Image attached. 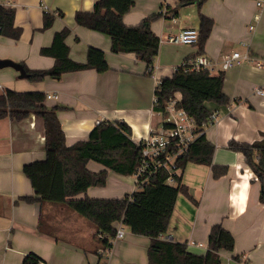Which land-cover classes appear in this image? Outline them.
<instances>
[{"label":"crops","instance_id":"1","mask_svg":"<svg viewBox=\"0 0 264 264\" xmlns=\"http://www.w3.org/2000/svg\"><path fill=\"white\" fill-rule=\"evenodd\" d=\"M95 2L0 0L1 5L14 9V24L21 28L18 38L0 34V59L19 62L29 69H49L54 57L42 55L40 49L51 44L55 32L68 27L65 42L71 59L85 61L87 47L94 46L104 51L109 67L101 73L77 70L63 73L59 79L46 77L41 81L19 78L16 70L5 67L0 69V93L9 88L50 95L45 103L57 107L66 145L86 139L100 121L127 123L131 139L137 144L151 127L160 125L161 116L153 109L157 80L171 76L198 50L196 44H175L167 38L182 28L198 29L199 13L212 18L213 27L199 55L210 61L211 74L223 72V92L230 102L223 106L208 104L216 119L203 127V134L215 146L212 163L226 166L227 171L214 178L209 165H186L181 182L187 192L178 194L168 229L161 238L184 242L190 252L204 254L212 225L221 223L233 234L235 243L232 251L219 252L220 264H264L260 184L244 155L228 147L230 140L251 144L264 138V95L255 93V88L264 87V7L256 6L255 0H204L200 7L196 1L135 0L123 15L126 25H137L159 11L163 14L151 23L159 38V50L149 74L146 64L134 54L112 53L108 35L75 23V12L89 11ZM178 3L173 22L166 8ZM46 14L55 19L49 28L42 29ZM234 51L248 52L253 61L243 60L223 70V58ZM179 97L176 94L177 100ZM44 157L45 134L40 117L30 114L20 121L0 119V264H21L28 253L41 259L38 264H148L149 238L134 234L123 223L113 224L121 225L124 235L115 240L107 257H101L95 227L85 218L61 206L19 199L37 198L22 168ZM87 168L99 171L104 166L90 160ZM134 189L133 175L109 171L105 186L90 187L77 197L120 198Z\"/></svg>","mask_w":264,"mask_h":264},{"label":"trees","instance_id":"2","mask_svg":"<svg viewBox=\"0 0 264 264\" xmlns=\"http://www.w3.org/2000/svg\"><path fill=\"white\" fill-rule=\"evenodd\" d=\"M135 0H96L89 11H76V24L104 33L110 37L112 53H132L144 62L147 68L152 64L159 50V38L152 31L151 23L161 15V11L144 18L137 25H126L123 15L134 5ZM196 1L200 7L204 0ZM166 8L169 16L177 17V8ZM61 15V13H60ZM197 53L188 56L177 66L171 76L162 77L155 86L153 97L155 111L163 112L167 102L180 97L177 105L194 118L197 126L211 110L208 104L227 105L229 97L223 92L224 74L216 75L207 70H188L189 61L204 52L205 42L213 27L212 18L199 13ZM55 19L52 14L43 18L42 29L51 26ZM70 29L63 28L54 33L51 44L40 49L42 55L54 57L49 69H29L25 65L29 81H41L46 77L59 79L63 73L93 69L99 73L109 69L104 51L88 46L85 61L79 62L69 57V47L65 39ZM21 28L14 24V9L0 4V34L18 38ZM187 69V70H186ZM151 71H148L150 74ZM46 94L42 91H15L9 88L0 93V119L10 118L20 121L30 114L43 120L45 134V157L23 165V173L29 179L37 198L22 196L26 202L39 201L61 206L85 218L95 227V238L100 247L110 246L108 237L114 236V223L121 222L131 232L149 238L147 247L148 264H220L221 250L232 251L234 236L221 223L212 225L204 254L187 250L186 243L163 239L167 231L175 202L179 193L187 188L181 182V173L188 163L204 164L211 167L214 178L227 171L224 165L212 163L215 146L202 133L176 161L180 174L175 175L176 184L166 183L167 172L158 169L148 176L141 188L126 193L120 198L77 197L90 187L105 186L109 171L120 175H132L139 164L140 144L131 139V128L123 121H100L89 132L88 137L72 145H66L64 132L56 115L57 107H48ZM229 149L244 155L245 163L259 181L258 200L264 204V138L251 144L230 140ZM92 160L104 166L99 171H91L87 163ZM42 229V224L39 223ZM102 257V256H101ZM237 260V257H235ZM41 259L28 253L21 264H38Z\"/></svg>","mask_w":264,"mask_h":264},{"label":"built area","instance_id":"3","mask_svg":"<svg viewBox=\"0 0 264 264\" xmlns=\"http://www.w3.org/2000/svg\"><path fill=\"white\" fill-rule=\"evenodd\" d=\"M255 4L258 7H264V0H255ZM171 20L174 22L176 16H172ZM249 28H252V26ZM167 40L175 44L194 45L198 40V29L190 27L182 28L176 35L169 36ZM243 60L253 61L248 52L241 54L239 51H234L223 58L221 67L223 70H226L240 64ZM257 64L260 66L261 62L257 61ZM188 67V70L194 71L212 70L210 61L203 55H198L193 60H190ZM147 69L148 71H152L150 67ZM159 81L157 80L156 86L159 84ZM255 93L264 95V87L255 88ZM46 97L49 98L50 95ZM155 103L156 99L153 97V105ZM156 112L161 116L160 125L158 127H151L148 134L137 143L140 144L141 151L139 164L132 174L135 179V189L133 191L146 184L148 176L158 169H164L167 172L166 183L175 185V175L179 171L176 161L188 150L194 140L203 133V127L216 119V113L210 112L201 125L202 129H200L194 118L177 105V98L170 99L165 105L163 112ZM118 223L122 224L121 222ZM123 235L124 231L121 225L115 227L114 236L106 237L109 240L110 246L100 247L98 249L99 255L107 257L112 244L115 240L122 238Z\"/></svg>","mask_w":264,"mask_h":264},{"label":"water","instance_id":"4","mask_svg":"<svg viewBox=\"0 0 264 264\" xmlns=\"http://www.w3.org/2000/svg\"><path fill=\"white\" fill-rule=\"evenodd\" d=\"M5 67H11L14 70H16L19 74V78L27 77V73L25 71L23 64L19 62H15L10 59H0V69L5 68Z\"/></svg>","mask_w":264,"mask_h":264},{"label":"rangeland","instance_id":"5","mask_svg":"<svg viewBox=\"0 0 264 264\" xmlns=\"http://www.w3.org/2000/svg\"><path fill=\"white\" fill-rule=\"evenodd\" d=\"M19 76V74L17 75V77ZM96 164V163H95ZM111 176H114V175H111ZM115 176H117V175H115ZM128 176V175H127ZM129 176H131V175H129Z\"/></svg>","mask_w":264,"mask_h":264}]
</instances>
